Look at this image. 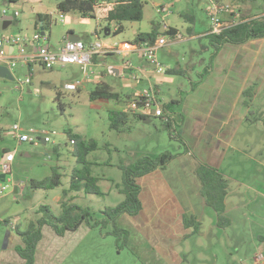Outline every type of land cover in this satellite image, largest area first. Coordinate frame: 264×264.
I'll return each instance as SVG.
<instances>
[{
	"label": "rangeland",
	"instance_id": "1",
	"mask_svg": "<svg viewBox=\"0 0 264 264\" xmlns=\"http://www.w3.org/2000/svg\"><path fill=\"white\" fill-rule=\"evenodd\" d=\"M63 1L65 0H25L19 2L17 8H13L4 0H0V17L7 14L14 18L12 25L3 31L0 37L12 36L21 39L40 32V27H36V15L45 11L49 15L44 36L45 43L50 44L52 52L57 50L64 41L63 39L67 37L69 28H74L76 34L82 37L87 27L84 24H70L74 12L63 13L65 24L60 23L58 5ZM165 1L170 2L169 0ZM223 1L229 3L233 11L238 10V14L240 9L242 18H264V0H249L245 5L233 0ZM151 2L152 0H145L144 19L141 22L134 26L131 25L132 23L124 24V30L118 34L106 35L103 32L100 39H110L117 44L134 42L137 28L142 32H151L153 24H159L162 17V14L153 7ZM184 2L190 6L186 11L189 15L186 17L195 15L199 20L200 29H210V18L204 13L205 9L207 10L209 7L208 0H184ZM174 12V16L171 18L174 22L172 27L180 29L184 41L173 42L166 32L164 34L170 40L166 47L175 53L173 60H178L179 67L183 69V75L178 74L175 77L177 81L183 82V94H180L176 85L174 88L163 87L164 98L167 103H170V113L175 118V129L172 131L165 128L166 125L160 118L150 116L148 109L134 104L136 97L147 89L145 83L135 88L128 87L127 91H123V94L132 97L131 101L122 99L117 102L114 100L91 101L90 94L95 90L96 85L87 82L79 68L57 66L48 70L36 63L31 65L33 67L31 76L28 66L16 63L12 67L14 81L0 78V158L6 151H16L12 174L9 176H12L17 183L23 181L26 188L24 196L15 195L14 198V195L10 196L11 206L13 208L17 205L36 206L34 207L36 211L27 213L25 222L22 219L19 221L22 224L20 226L22 230L26 229L29 222L40 217L37 210L41 205L49 206L56 216L61 214V201L58 203L54 197L62 196V191L69 187L73 169L78 167L76 159L72 155L74 146L70 143L71 135L81 136L85 140H95L99 145L97 151L90 153L88 161L93 164V175L101 179L98 186L103 195H87L79 192L74 201L79 206L92 210V220L100 219V212L105 208L115 207L124 201L125 196L115 188V184H121L123 178V172L119 166L134 164L142 157L155 158L164 152L177 155L175 158L177 160L174 159L175 161L173 160L164 167V173L181 201H183V186L188 192H192L195 191V186L200 185L198 178H192L191 174L189 175L190 172L187 171L188 168H191L188 161L191 163L192 156H188L183 161V158L186 157L185 151L189 147L193 152H198L193 141L198 140L196 127L199 120L196 117H191V114L196 115L197 111L194 109L197 103L212 104L209 97L207 100L196 98L199 88L202 87L200 85L206 80H201L197 72L205 71L210 65L219 70L220 63L216 62L215 58L212 59L213 62L211 61V55L215 52V48L209 38L205 36L194 41L189 40L187 33L178 24V21L186 23L185 17H180V14L183 16V11L176 7ZM227 15H220L221 20H227L225 19ZM238 21L239 19H237ZM40 43H43V39ZM30 52L31 48L28 47L27 54ZM157 58L162 62L161 55H157ZM106 59L108 63L117 60L121 61L120 63L130 61L133 65L135 64L129 57L124 59L116 54L108 56ZM192 65L197 67L192 68ZM175 66L176 64L173 65V67ZM105 70L100 69L98 72H101L105 78L103 83L109 84L107 70ZM29 76H31V84L21 87L19 81H25ZM74 81L82 82L81 88L76 91L67 90L66 85ZM181 99L183 108H189L185 120L182 119L183 114L181 115L180 110ZM260 100H264V94L257 102ZM111 110L129 113L128 122L120 133L110 129L109 112ZM134 115L147 118L139 119ZM190 123L193 124L192 127L189 125ZM14 124H19L22 132L28 133L30 129H35L57 132L58 135L53 138V143L47 145L19 144L12 136ZM189 128L193 130L188 135ZM55 149H57L59 158ZM26 154L29 156L27 157ZM241 159L239 156L236 158L237 161ZM228 163L227 159L224 171H231ZM246 166L244 164L243 168ZM53 168H59V173L62 175L60 187L54 190H35L31 187L32 179L40 180L51 175ZM45 170L49 175H43ZM34 175L38 177H34ZM8 185L9 189L5 195H9L13 190V184L9 183ZM62 198L64 197L62 196ZM68 199L69 197H67ZM204 208L206 209L205 216H203L202 222H198L201 224L200 234L198 232L187 237L184 244L182 237L181 243L175 247V251L182 259L181 264H253L251 260L255 255L264 256V203L252 202L247 205L245 201L237 199L236 203L231 204L228 208L230 210L228 218L231 223L234 221V224L229 230L218 232L210 229L213 220H215L214 211L208 206ZM128 226L130 225L128 224ZM7 229L6 226L0 224V256L5 243L3 237ZM110 230L111 228L108 227L102 234L100 229H93L88 234L83 228L80 232L72 235L74 238L70 236L64 240H58L61 238L57 239L51 228L46 229L45 239L38 249L37 264H164L153 262V259L148 258L145 255L146 248L143 251L138 248L141 239L137 234L132 236L127 248L119 251L115 237L106 235ZM261 237L263 240L260 239ZM81 238L83 241L76 246L77 239ZM183 253H187V261L184 263ZM157 255L164 257V254L159 252ZM165 258H167L166 254Z\"/></svg>",
	"mask_w": 264,
	"mask_h": 264
},
{
	"label": "crops",
	"instance_id": "2",
	"mask_svg": "<svg viewBox=\"0 0 264 264\" xmlns=\"http://www.w3.org/2000/svg\"><path fill=\"white\" fill-rule=\"evenodd\" d=\"M23 1L25 0H19V2ZM169 1L170 2H166L165 0H152L151 2L156 10L160 5L167 4L170 7L172 6V13L169 16L165 17L162 15L159 24H153V26L157 25L160 37H162L166 32L163 26V21L167 22L169 29H175L177 34H181L183 36V33L179 28L172 27L174 22L171 18L174 16L176 7H179L180 10L183 11V16L180 14V17H185L184 19L186 23L183 24L181 21H178V24L181 25V29L183 28V30L187 33L189 40L194 41L210 34V24V29H200L198 23L199 20L195 15H192V17H186L189 15L186 11L189 10L190 6L186 5L184 0ZM18 3L9 6L17 8ZM245 3L246 2H241L242 5H245ZM16 10L18 11L19 9ZM106 11L107 9L104 7H96L94 18H84L79 13L72 11L74 13L70 24H84L87 29L82 37H80L76 34L74 28H69L68 35L63 40H75V38H79L89 45L94 42L97 37L100 39L103 32L99 33V31L101 27H105L107 25V22L105 21ZM207 11L208 9H205L204 11L206 15H208ZM72 12L63 13L70 14ZM39 14L47 15L46 11L37 13L36 18ZM240 16L241 15L238 14L235 17L239 19ZM233 18L234 17L228 14L225 18L227 20L225 21H231ZM254 18L255 17L247 18L246 20ZM136 23L139 22H134L131 25L134 26ZM41 26L42 24H39L40 29ZM140 33L150 32H142L141 29L137 28L135 38ZM64 41L58 49L53 52L51 51L50 44L45 43L46 39L43 40L42 44L37 42L28 45L27 49L28 47L31 48L30 53L41 48L48 49V51L56 53L62 47ZM102 41L105 44L113 43L110 39H103ZM183 41L184 36L183 40L179 42ZM11 49L12 48L10 47L8 48L9 53H12ZM114 54L119 55L117 53H108L95 56L92 64L88 68L89 72L87 76L84 75L83 69L79 65H68L66 67L79 68L84 78H86V81L95 84L96 86L103 83V80H105L104 76L101 75V72H98V70L106 69L107 76L110 81L108 85L114 92L121 94L122 98L126 99V101H130L131 96L123 94V91H127L128 87L135 88L136 86L139 87L144 83L145 87L147 86V89L145 90H154L156 93L158 92V98L162 103L163 108L165 105H168V108H171L170 103H167L164 98V86L174 88L176 85L180 94H183V82L177 81V79H175L176 74H174L177 72L183 75V69L179 67L178 60H173L175 53L172 52L171 49H168V47L165 46L157 52L158 56H162L163 59L161 60V63L167 69L165 75L156 74L140 53L134 52L128 56L135 63L134 66L151 71L145 72L140 81L133 83L130 76L127 77V75H122L121 67L123 66V63H120L121 61L116 60L113 63L107 62L106 58L108 56H114ZM122 58L125 59L123 56ZM211 58H215L214 60L220 63L218 68L219 70L212 67L208 72H197L198 77L201 80H206L203 81L202 85H200L202 87L199 88L196 98L199 97L203 100H207L209 97L212 104L207 103L208 105H205L206 103H197V106L194 109L197 111L195 112L196 115L194 116L191 114V117H196L199 120L196 127V138H198V140H196V142L193 141L198 152H193L188 144H186L189 149L185 151L184 155H186V157L183 158V161H185L188 156H192L193 160L191 163L188 161V164H191V168H188L187 170L190 172L189 175L191 174L192 178H197L196 171L200 166H208L217 169L219 173L228 180L229 189L226 197L225 211V214L228 217L230 213L228 208L231 204H235L237 199L245 201V204L247 205L252 202L264 203V100L257 102L261 95L264 94V39L250 41L241 46L225 45L215 57ZM174 64H176L175 67H173ZM0 65L10 68V71L12 72L13 66L9 67V64L6 61H0ZM191 67L196 68L197 66L192 65ZM28 70L32 73L33 67H28ZM169 71L172 73L168 74ZM168 75L169 77H167ZM78 82L79 81H74L69 84ZM80 88L81 87H79V89ZM191 88H193L192 85ZM188 109V107L183 108V100L181 99L180 110L182 112L181 115L183 114V120H185V117L187 116ZM166 114H169L175 121L174 116L170 113V109L166 112ZM189 125L191 127L193 126L192 123ZM192 130V128L188 129V135L192 132ZM256 144L257 146H255ZM43 145L46 144L43 143ZM3 156H1L0 161ZM26 156L28 157L29 154H26ZM238 156L242 158L239 161L236 160ZM48 158L50 159V156H48ZM227 159L231 171H224V165ZM244 164L247 165L245 168H243ZM164 170V168L156 170L139 180V184L142 189L140 199L143 204V210L136 217H122L120 219V225L132 231V236L137 234L138 238L141 239V242L139 243L140 247L138 248L142 251L146 248L147 251L145 252V255H147L148 258L153 259V262L157 261L164 264H181L182 259L175 251V247L181 243L182 237L184 244L186 238L193 235L192 229L185 228L183 222L184 217L193 216L197 219V222H202L203 216H205L206 209L204 207L206 205L201 195V185H199L200 187L195 186L196 189L192 192H188L183 186V201H181L175 194L169 180L165 176ZM184 171L185 169L183 163V172ZM44 173L45 174L43 175H49L46 170ZM34 177L38 176L34 175ZM12 184L13 190L11 193L9 195H4L0 199V224L6 220L10 223V226L7 227L8 229L3 237L5 238V243L1 251L0 264H21V260L15 251V247L20 244V237L15 233L13 227L16 228V226H21L22 224H20L19 221L22 219L23 222H25L29 211H36V208H34L36 206L25 207L17 205L15 208L11 206L10 196L14 195L13 198L15 195L20 197L24 196L26 192L23 181L17 183L13 179ZM68 188H65L62 191V196L63 192L68 190ZM77 195L78 193L72 192L68 194V197L69 199H74L75 197L77 198ZM62 196L56 195L54 198L58 203H60L63 199ZM214 219L215 220H213L210 229L212 231L217 230L216 232L221 231L216 227L215 216ZM128 224L130 226H128ZM233 224L234 221L231 225ZM231 227L232 226L225 230H229ZM83 228L86 230L85 233H90L91 230L86 227H82L79 231L69 233L64 238L58 239L59 237H55L58 240H64L65 238H70V236L72 237V235L80 232ZM46 229L50 228H44L43 240L46 236ZM260 239L263 240L262 237ZM82 241V238L79 240L77 239L76 246H78ZM158 252L162 253V255L164 254V257H159L157 255ZM137 253L139 252L137 251ZM165 254L167 258H165ZM186 254L183 253V263L187 261ZM37 256L38 250L36 258H38ZM258 256L260 255H255L254 259L252 258L251 262H253V264H262L256 262V258ZM37 263L38 259H36V264Z\"/></svg>",
	"mask_w": 264,
	"mask_h": 264
},
{
	"label": "trees",
	"instance_id": "3",
	"mask_svg": "<svg viewBox=\"0 0 264 264\" xmlns=\"http://www.w3.org/2000/svg\"><path fill=\"white\" fill-rule=\"evenodd\" d=\"M7 4H16L19 0H4ZM241 3L249 0H233ZM106 5V6H103ZM145 0H65L58 5L59 12H77L84 18H94L96 7H104L107 9L105 21L107 28L116 23L119 29L114 32L118 34L124 30V24L131 22H141L144 18ZM238 10H236V13ZM240 14V9H239ZM49 15L39 14L36 21V27L42 24L43 32L47 30V22ZM105 30L101 31L104 32ZM39 32V31H38ZM42 33V30L40 31ZM39 32V33H40ZM100 32V33H101ZM40 33V34H41ZM106 34V32H105ZM170 37L176 34L175 29H169L166 32ZM107 35V34H106ZM160 37L157 25L153 26L150 33H140L136 36L134 43L143 45L146 43L152 44ZM210 43L214 46L215 52L211 57L216 56L217 53L225 45L241 46L250 41L264 39V18H254L246 20V18L239 17L237 24L224 29L220 35L209 34L207 36ZM211 61L213 62L212 58ZM45 68V67H44ZM212 66L210 65L205 70L208 72ZM175 72V71H173ZM172 72L169 71L168 74ZM174 74H181L175 72ZM121 94L114 92L113 89L105 83L96 86L90 94L91 101L97 100H114L121 101ZM126 100V99H125ZM132 97H130V101ZM136 105L142 107L143 104L136 101ZM169 110L168 105L164 106L165 113ZM139 119H146V116H137ZM152 116V115H150ZM160 118L164 122L163 117ZM129 119V113L120 110H111L109 112L110 129L120 133ZM166 129L171 130V126L166 124ZM172 131V130H171ZM73 141L74 151L72 155L76 159L78 167L74 168L70 176V185L68 190L63 192V200L61 201V214L56 216L47 205H41L37 214L40 215L38 219L29 222L25 230L20 226H16L15 233L20 237V244L15 247L17 256L21 260V264H36V254L40 243L43 241L45 227L51 228L52 231L59 238H64L69 233H75L82 227L89 230L100 229L101 233L108 227L111 228L106 235H112L116 239V246L119 251L127 248L132 238V231L120 225L122 217H136L143 210V204L140 199L141 185L139 180L159 169H163L170 162H172L177 155L164 152L155 158L142 157L134 164L121 165L120 170L123 172L121 184H115V188L125 196L123 202L112 208H105L100 212L101 218L92 220L93 212L89 208H83L74 203V199H68V194L75 192H83L87 195L102 196L98 183L100 178L93 175V164L88 161L90 153L99 149V145L95 140H85L81 136L71 135L70 142ZM57 153V149H55ZM196 176L201 185V195L206 206L211 208L215 213L216 227L220 230L228 229L231 226L230 219L226 216V197L229 189V183L217 169L200 166L196 171ZM62 175L59 173V168H53L52 174L42 180H32L30 185L35 190H54L62 185ZM184 226L186 229H192L193 234L199 232L200 224L193 216L184 217ZM9 227V221L2 223ZM136 252V251H135ZM264 264V262L262 263Z\"/></svg>",
	"mask_w": 264,
	"mask_h": 264
},
{
	"label": "built area",
	"instance_id": "4",
	"mask_svg": "<svg viewBox=\"0 0 264 264\" xmlns=\"http://www.w3.org/2000/svg\"><path fill=\"white\" fill-rule=\"evenodd\" d=\"M208 1L209 8L207 14L210 18L211 24L210 34L220 35L224 31V29L238 23L237 17H235L238 14L236 13V11L232 10L229 3L223 0ZM171 7L167 4H164L160 5L157 10L166 17L172 13ZM4 14H6V11H4ZM223 14H230V16L234 18L231 21H222L220 15ZM51 16H53V14H51ZM59 17L60 23L64 24L65 16L63 15V13H60ZM107 25L105 27H101L99 33L105 30ZM163 26L166 32L169 31V27L166 21H163ZM118 29L119 26L116 23L112 24L110 27V34L116 32ZM44 36L37 32L33 35L26 36L21 39H17L12 36L7 38H0V61H6L9 64V67L13 66L16 63H21L28 67H31L32 64L38 63L48 70H52L57 66L66 67L68 65H79L82 67L84 75L87 76L89 72L88 68L92 64L93 58L97 55L117 53L127 58L131 53L138 52L150 65L152 70L156 72V74L165 75L167 72L165 66L157 58V52L167 46L170 41L164 35L156 39L152 44L146 43L143 45H138L134 42L105 44L98 37L94 42L89 45L86 44L83 40L72 41L67 39L64 41V44L56 53H52L48 51V49L41 48L30 54H27L28 44L30 45L33 43L40 42L42 39H45ZM171 38L173 42H179L183 40V36L177 33L174 35V37ZM9 47L13 49L12 53H9ZM121 71L123 76H130L133 83L140 81L142 75L145 72H149L150 70L136 67L130 61H126L123 63ZM30 75L32 76V73H30ZM31 76H29L25 81H19L21 87L31 84ZM80 86V82L68 84L66 85V89L69 91H76L79 89ZM158 95V92L156 93L154 90H143L134 100V104H136V101L143 104L142 107L148 109L151 115L163 117L164 123L169 124L171 126V130H174L175 121L170 117L169 114L165 113L162 103L158 98ZM57 135V132L38 131L35 129H30L28 133L22 132L19 124H14L12 127V136L16 141H18L19 144L31 143L37 146L44 143L47 145L53 143V138ZM70 143L74 144L73 141H71ZM15 157L16 151L6 152L0 161V174L6 175L5 182L1 183L0 181V199L5 195L6 191L9 189L8 184L13 183V177L9 175L12 174V166L15 161ZM256 262L263 263L264 256H258L256 258Z\"/></svg>",
	"mask_w": 264,
	"mask_h": 264
},
{
	"label": "water",
	"instance_id": "5",
	"mask_svg": "<svg viewBox=\"0 0 264 264\" xmlns=\"http://www.w3.org/2000/svg\"><path fill=\"white\" fill-rule=\"evenodd\" d=\"M13 21H14V18L12 16H9V15H4V16L0 17V34L3 31H5L6 29H8V27L12 25ZM105 32H106L107 35H110V29L109 28H107L105 30ZM41 35L42 36L45 35V32H43V29H42ZM78 40H80V39L79 38H75L74 41H78ZM11 50H13V49H11ZM0 78L11 80V81L15 80L14 77H13L12 72L10 71V68H8L6 66H1V65H0ZM5 177H6L5 174H0L1 183L5 182Z\"/></svg>",
	"mask_w": 264,
	"mask_h": 264
},
{
	"label": "flooded vegetation",
	"instance_id": "6",
	"mask_svg": "<svg viewBox=\"0 0 264 264\" xmlns=\"http://www.w3.org/2000/svg\"><path fill=\"white\" fill-rule=\"evenodd\" d=\"M14 230H15V228H14Z\"/></svg>",
	"mask_w": 264,
	"mask_h": 264
}]
</instances>
